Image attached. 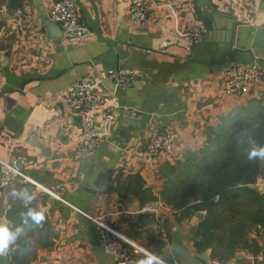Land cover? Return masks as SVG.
<instances>
[{"label":"crops","instance_id":"crops-1","mask_svg":"<svg viewBox=\"0 0 264 264\" xmlns=\"http://www.w3.org/2000/svg\"><path fill=\"white\" fill-rule=\"evenodd\" d=\"M53 1L0 0V161L16 162L37 185L16 178L2 187L0 171V225L17 234L0 264H116L91 219L169 264H264V228L248 229L247 247L219 257L196 237V214L205 212L182 218L163 199L223 120L264 108V0H143L141 24L133 0H72L92 33L75 44L50 27ZM192 28L198 43L183 36ZM232 65H257L262 79L225 97L222 73ZM110 70L134 78L118 89ZM84 79L97 84L93 116L106 133L85 156L79 121L63 106L68 87ZM112 92L117 108L106 132ZM165 126L177 134L173 153L148 161L149 131ZM261 181L248 188L264 194ZM128 264L155 263L138 254Z\"/></svg>","mask_w":264,"mask_h":264},{"label":"trees","instance_id":"trees-1","mask_svg":"<svg viewBox=\"0 0 264 264\" xmlns=\"http://www.w3.org/2000/svg\"><path fill=\"white\" fill-rule=\"evenodd\" d=\"M177 175L163 199L182 218L205 212L196 237L219 257L247 247L248 229L264 228V194L248 188L264 182V108L231 113Z\"/></svg>","mask_w":264,"mask_h":264},{"label":"built area","instance_id":"built-area-1","mask_svg":"<svg viewBox=\"0 0 264 264\" xmlns=\"http://www.w3.org/2000/svg\"><path fill=\"white\" fill-rule=\"evenodd\" d=\"M148 10V5L143 0H133L130 8L133 22L141 24L146 19ZM49 19L52 23L59 25L61 38L68 44L79 43L92 36L91 31L80 22L77 7L72 0H54L49 9ZM183 36L192 43H198L202 39L201 32L197 28L188 30ZM262 76L263 73L257 65H232L228 67L222 73L223 96L232 97L245 94L252 85L257 84L262 79ZM107 77L118 89H125L132 82L134 75L127 76L122 72L110 70L107 72ZM96 85L88 79L73 83L68 87L63 101L64 108L73 113L79 121L82 137L79 153L83 156L87 155L95 144L106 136V133L102 134L97 129L93 116V112L99 103ZM109 100L112 103L111 111L102 114L107 127L106 132L111 129L114 122V111L117 108L115 92L109 95ZM176 140L177 134L171 126L152 127L146 140L145 155L147 160L150 161V159L163 154H172ZM0 171L2 187L9 186L16 178L24 179L26 182L37 186L34 181H30L21 172L16 162L5 163L0 161ZM56 198L60 199L58 196ZM156 204V209H159L161 205ZM91 221L96 226L101 250L113 257L116 264H128L132 257L138 254L147 256L155 264H169L148 254L100 219H91ZM207 264H235V262L234 260L215 259Z\"/></svg>","mask_w":264,"mask_h":264},{"label":"clouds","instance_id":"clouds-1","mask_svg":"<svg viewBox=\"0 0 264 264\" xmlns=\"http://www.w3.org/2000/svg\"><path fill=\"white\" fill-rule=\"evenodd\" d=\"M16 236V233H13L7 230L3 225H0V252H3L12 242H14Z\"/></svg>","mask_w":264,"mask_h":264},{"label":"water","instance_id":"water-1","mask_svg":"<svg viewBox=\"0 0 264 264\" xmlns=\"http://www.w3.org/2000/svg\"><path fill=\"white\" fill-rule=\"evenodd\" d=\"M52 26L55 27V25H54L53 23H50V27H52ZM57 39H58V38H57ZM59 39H60V37H59ZM57 44H60V40L57 41ZM196 216H197V218H199L200 220H203V219H204V214H203V213H197ZM208 262H209V260H208L206 263H208Z\"/></svg>","mask_w":264,"mask_h":264},{"label":"rangeland","instance_id":"rangeland-1","mask_svg":"<svg viewBox=\"0 0 264 264\" xmlns=\"http://www.w3.org/2000/svg\"><path fill=\"white\" fill-rule=\"evenodd\" d=\"M262 182V181H261ZM263 183V182H262ZM263 186H264V183H263Z\"/></svg>","mask_w":264,"mask_h":264}]
</instances>
